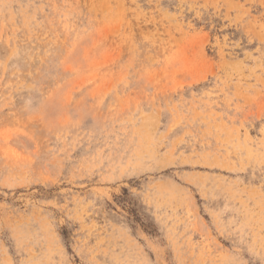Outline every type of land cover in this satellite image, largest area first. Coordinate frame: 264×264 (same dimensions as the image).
Listing matches in <instances>:
<instances>
[{
  "label": "rangeland",
  "instance_id": "374dc122",
  "mask_svg": "<svg viewBox=\"0 0 264 264\" xmlns=\"http://www.w3.org/2000/svg\"><path fill=\"white\" fill-rule=\"evenodd\" d=\"M0 264H264V0H0Z\"/></svg>",
  "mask_w": 264,
  "mask_h": 264
}]
</instances>
